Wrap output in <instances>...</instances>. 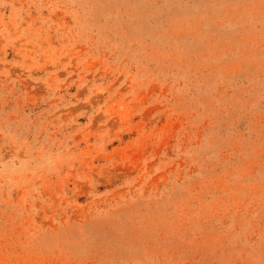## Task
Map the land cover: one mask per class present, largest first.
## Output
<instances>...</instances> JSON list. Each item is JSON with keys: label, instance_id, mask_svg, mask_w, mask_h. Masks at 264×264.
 Listing matches in <instances>:
<instances>
[{"label": "rangeland", "instance_id": "rangeland-1", "mask_svg": "<svg viewBox=\"0 0 264 264\" xmlns=\"http://www.w3.org/2000/svg\"><path fill=\"white\" fill-rule=\"evenodd\" d=\"M0 264H264V0H0Z\"/></svg>", "mask_w": 264, "mask_h": 264}]
</instances>
